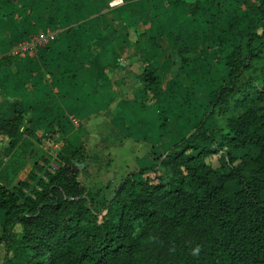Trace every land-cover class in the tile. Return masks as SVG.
<instances>
[{
    "label": "trees",
    "instance_id": "obj_1",
    "mask_svg": "<svg viewBox=\"0 0 264 264\" xmlns=\"http://www.w3.org/2000/svg\"><path fill=\"white\" fill-rule=\"evenodd\" d=\"M245 36L209 111L116 186L82 185L73 145L62 142L54 167L30 139L18 142L20 112L0 120L13 150L0 180L1 264H264V21ZM140 81L157 85L149 65Z\"/></svg>",
    "mask_w": 264,
    "mask_h": 264
},
{
    "label": "crops",
    "instance_id": "obj_2",
    "mask_svg": "<svg viewBox=\"0 0 264 264\" xmlns=\"http://www.w3.org/2000/svg\"><path fill=\"white\" fill-rule=\"evenodd\" d=\"M262 2L0 0V120L17 111L26 114L23 139L32 142L33 130L52 121L64 131V145L78 149L81 160L73 166L80 183L116 186L130 172L148 167L151 154H163L176 143L170 133L169 147L160 148L158 127L164 125L166 133L167 124L175 123L160 121L162 108L154 112L157 144L125 132L119 123L124 120L116 116L120 108L127 106V118L139 121V98L145 106L163 105L164 111L184 98L178 105L185 110L177 115L185 118L184 104L199 103L193 89L204 90L211 76L226 73V57L239 34L253 30L254 20L262 25ZM35 32L52 34L48 46L6 57L17 40ZM146 65L157 78L154 87L140 81ZM157 88L158 101L151 94Z\"/></svg>",
    "mask_w": 264,
    "mask_h": 264
},
{
    "label": "rangeland",
    "instance_id": "obj_3",
    "mask_svg": "<svg viewBox=\"0 0 264 264\" xmlns=\"http://www.w3.org/2000/svg\"><path fill=\"white\" fill-rule=\"evenodd\" d=\"M258 22L259 21L254 20V22L252 23L253 24L252 29L259 26V24H257ZM247 28H249V27H247ZM35 33H38V32H35ZM35 33H30L29 35H33ZM245 35L246 34H244V35L239 34L238 40H237L238 43H243V41L245 40V37H246ZM224 76H225V73H222V72L216 73L213 76H211V81H205L204 90L193 89V94H195V96L197 95L199 97V103L198 104L195 103V105H192L191 102H189V105L186 103L184 104V105H186V108H187V112L185 111L186 115L184 114L185 118L181 119L179 117V115H177V112L185 110L183 105H180L182 108H180V106L178 105V104H180L181 101L183 102L184 98L175 99V101H174L173 97H172V100L175 103L170 104V106H168V108L170 109V113H171L170 114L168 112L169 109L164 111L163 105H159V104L156 105L155 104V108L153 106H148V105L145 106L143 98H139V95L137 96L140 99L139 102H141L140 104L143 103L141 105V109H139V111H138V114H140V116H138L139 121H134V118L132 119V117L130 118V120L127 118L128 115L126 113H129L127 106H122L116 116L122 118L125 121L124 122V121L120 120L119 123L121 122L123 125H125V127L128 126V128H125V127L123 128V130L125 132L128 131L133 137H137L139 139H142L143 137L147 136L149 139H153V141L155 140L153 143L157 144L158 142L160 143V141L156 140V136H155L154 112H155L156 108H157V110H158V108L159 109L162 108L161 114L158 113V115H162L163 117H162V119H161V117H158V121L161 119L160 121L163 123V122H165V119H163V118L166 117V118H168V121H169V119H173L175 122L173 124L171 123L172 125L167 124V127H166L167 132L166 133H164L165 132V129L163 128L164 125L160 124V127H158L162 130L161 135H162L163 146H160V148L164 149L166 147H169L167 144L168 142H167L166 138L168 137V135L170 133L174 135L173 136L174 137L173 142H175V141L177 142V140L181 138L180 135L182 133L184 135L188 134L189 131L191 130V128L193 127V125L195 124V122L199 118H201V116L205 112L209 111L210 103H211V100L213 99V96H214V91L217 88V86H219L222 83ZM206 85H208V86H206ZM154 91L156 92V94L154 93ZM151 92H152L151 93L152 95L158 96V98L156 99L157 101L160 100L159 96H160L161 92H159L158 88L155 90H152ZM197 105H198V109L196 110ZM229 114H230V112L227 111V113L225 115H223L222 118L218 117L217 119H215L216 123L211 125L212 126L211 128L214 132H216L218 127L223 125L224 118L226 116H228ZM21 115H22V113H21ZM25 115L26 114L22 115V119L24 118ZM178 118H180V120L177 121ZM42 124L44 125L43 128L34 129L33 130L34 133L32 131H30V132H32V135H33L31 137V139L33 140L34 143H36V146L38 148H40L42 151L48 153L51 156V158H52L51 165L56 167L55 160H56V156H57L58 152L54 146V143H48L46 140H44V135L53 133L55 131V129H57V127L54 125V123L52 121L49 122L48 120L42 121ZM63 126H65V125H63ZM63 126L61 129H63ZM23 127L25 129L24 130L25 132L22 133V131H21V133L16 136V139L18 142H20L23 139V134L25 135V133L27 132V130H26L27 126L23 125ZM58 130L60 132V140L64 144L65 138L62 136L64 131L60 130L59 127H58ZM2 133H3V131L0 130V134H2ZM216 137L218 138L217 135H216ZM12 153H13V150L9 148L8 140L3 135H0V180L2 179L1 180L2 182H6V180L8 181V179H9V173H8V169L6 168V162L10 159ZM152 157H153V154H151V157L149 158V159H151L149 166H151L154 163ZM208 162L210 164H212L213 166H218V155H216L214 157H210L208 159ZM1 222H2V219H0V225H1ZM154 240H155V237L151 236L150 238H148L145 241V244H151ZM3 258H4V249H3V247H1V249H0V264L3 261Z\"/></svg>",
    "mask_w": 264,
    "mask_h": 264
},
{
    "label": "built area",
    "instance_id": "obj_4",
    "mask_svg": "<svg viewBox=\"0 0 264 264\" xmlns=\"http://www.w3.org/2000/svg\"><path fill=\"white\" fill-rule=\"evenodd\" d=\"M51 36L52 34L48 32H38L33 35H28L27 37L12 45L7 51L6 56L9 58H15L23 53L35 52L38 49L45 47L49 43ZM44 140H46L48 143H54L56 150L62 146L60 132L58 129H55V131L51 134L44 135Z\"/></svg>",
    "mask_w": 264,
    "mask_h": 264
}]
</instances>
